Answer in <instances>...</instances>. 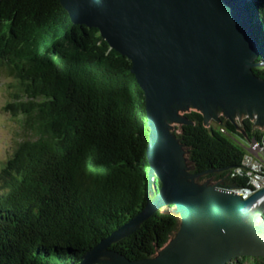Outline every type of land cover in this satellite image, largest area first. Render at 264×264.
<instances>
[{
	"label": "trees",
	"instance_id": "obj_1",
	"mask_svg": "<svg viewBox=\"0 0 264 264\" xmlns=\"http://www.w3.org/2000/svg\"><path fill=\"white\" fill-rule=\"evenodd\" d=\"M264 57V0H250ZM18 80L8 108L32 133L0 162V264H78L147 202L150 164L145 94L131 60L96 27L75 23L60 0H0V66ZM255 72L264 76V68ZM175 132L198 182L247 184L233 175L261 131L222 118ZM161 186L154 180V192ZM175 205L112 244L131 259L156 255L176 234ZM95 264H110L100 262ZM227 264H264L243 256Z\"/></svg>",
	"mask_w": 264,
	"mask_h": 264
},
{
	"label": "water",
	"instance_id": "obj_2",
	"mask_svg": "<svg viewBox=\"0 0 264 264\" xmlns=\"http://www.w3.org/2000/svg\"><path fill=\"white\" fill-rule=\"evenodd\" d=\"M60 1L75 23L98 28L131 60L149 125L146 205L89 248L78 264H227L243 256L264 258V200L255 204L264 196V184L253 188L247 175L243 186L198 182L211 170L190 171L186 147L175 132L194 123L187 116L192 111L203 115L206 126L222 118L240 126L249 119L262 136L250 140L246 153L264 168V151L252 144L264 142V76L255 72L264 68V57L250 0ZM156 177L161 186L154 192ZM245 187L251 188L246 196ZM172 204L180 227L156 255L131 259L112 248Z\"/></svg>",
	"mask_w": 264,
	"mask_h": 264
},
{
	"label": "rangeland",
	"instance_id": "obj_3",
	"mask_svg": "<svg viewBox=\"0 0 264 264\" xmlns=\"http://www.w3.org/2000/svg\"><path fill=\"white\" fill-rule=\"evenodd\" d=\"M18 80L0 66V162L14 150L17 143L32 136V133L24 125L22 113H13L9 108V102L13 101V95L18 88Z\"/></svg>",
	"mask_w": 264,
	"mask_h": 264
},
{
	"label": "built area",
	"instance_id": "obj_4",
	"mask_svg": "<svg viewBox=\"0 0 264 264\" xmlns=\"http://www.w3.org/2000/svg\"><path fill=\"white\" fill-rule=\"evenodd\" d=\"M253 147L260 151H264V142L260 143L254 140ZM242 166H237L234 169L233 175L236 174H245L249 177V184L253 188H259L264 184V168L263 164L259 159H257L253 154L250 152L246 153L242 160ZM243 189V194L246 196L250 191V187H245ZM249 191V192H248Z\"/></svg>",
	"mask_w": 264,
	"mask_h": 264
},
{
	"label": "bare ground",
	"instance_id": "obj_5",
	"mask_svg": "<svg viewBox=\"0 0 264 264\" xmlns=\"http://www.w3.org/2000/svg\"><path fill=\"white\" fill-rule=\"evenodd\" d=\"M264 200V196L259 198L257 201H256V206H258L262 201Z\"/></svg>",
	"mask_w": 264,
	"mask_h": 264
}]
</instances>
